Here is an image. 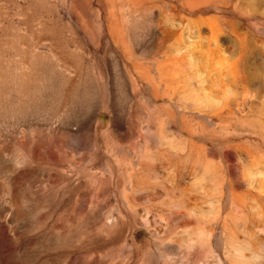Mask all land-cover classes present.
Wrapping results in <instances>:
<instances>
[{
	"label": "rangeland",
	"instance_id": "obj_1",
	"mask_svg": "<svg viewBox=\"0 0 264 264\" xmlns=\"http://www.w3.org/2000/svg\"><path fill=\"white\" fill-rule=\"evenodd\" d=\"M0 264H264V0H0Z\"/></svg>",
	"mask_w": 264,
	"mask_h": 264
}]
</instances>
